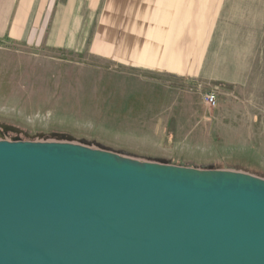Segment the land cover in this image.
Returning a JSON list of instances; mask_svg holds the SVG:
<instances>
[{"label":"rangeland","instance_id":"374dc122","mask_svg":"<svg viewBox=\"0 0 264 264\" xmlns=\"http://www.w3.org/2000/svg\"><path fill=\"white\" fill-rule=\"evenodd\" d=\"M188 15L190 28L170 30L166 44L116 46L117 30L96 19L61 29L60 49L48 39L24 54L0 51L2 68L23 72L0 77V141L74 143L244 173L264 186V0H222L220 11Z\"/></svg>","mask_w":264,"mask_h":264},{"label":"water","instance_id":"95a60500","mask_svg":"<svg viewBox=\"0 0 264 264\" xmlns=\"http://www.w3.org/2000/svg\"><path fill=\"white\" fill-rule=\"evenodd\" d=\"M101 153L0 141V264H264L260 181Z\"/></svg>","mask_w":264,"mask_h":264},{"label":"crops","instance_id":"0c3cea01","mask_svg":"<svg viewBox=\"0 0 264 264\" xmlns=\"http://www.w3.org/2000/svg\"><path fill=\"white\" fill-rule=\"evenodd\" d=\"M208 5L220 11L222 0H0V51L24 54L48 39L60 49L61 29L93 28L96 19L102 30H117L116 46L166 44L170 30L190 28L186 14H203ZM49 27L52 33L46 32ZM103 35L101 42L107 43ZM21 73L0 64V77Z\"/></svg>","mask_w":264,"mask_h":264},{"label":"bare ground","instance_id":"6f19581e","mask_svg":"<svg viewBox=\"0 0 264 264\" xmlns=\"http://www.w3.org/2000/svg\"><path fill=\"white\" fill-rule=\"evenodd\" d=\"M38 143L39 144L63 145V146H75V147H78L79 149H82L83 151L94 152V155H96V156H102L101 151L90 149L87 147H83V146H80V145L74 144V143H67V142H38ZM114 156L116 159L115 161H117L119 163H129V164L138 163L141 168L145 167V166L149 167V168H156L161 173H166V174H169L172 172L173 174L180 175V176L187 175L189 177H192L194 175L193 177H195V179H197V180H207V181L217 180L221 174H224L226 176V179H231L234 182L252 183L253 180H256V179H254V177H252L250 175H247L244 173L233 172V171L208 172V171H199V170L187 169V168H179V167H174V166L173 167H167V166H162L159 164L150 163V162H146V161L135 160V159L119 156V155H114ZM257 180L261 181L259 179H257Z\"/></svg>","mask_w":264,"mask_h":264},{"label":"built area","instance_id":"2783aa9c","mask_svg":"<svg viewBox=\"0 0 264 264\" xmlns=\"http://www.w3.org/2000/svg\"><path fill=\"white\" fill-rule=\"evenodd\" d=\"M205 99L208 106L215 108L218 103V94L216 92H210Z\"/></svg>","mask_w":264,"mask_h":264}]
</instances>
